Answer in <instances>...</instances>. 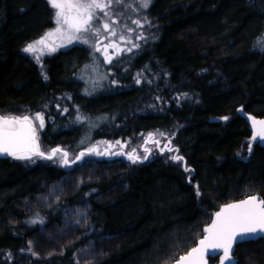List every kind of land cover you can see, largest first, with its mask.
<instances>
[{
	"label": "trees",
	"instance_id": "16d2710c",
	"mask_svg": "<svg viewBox=\"0 0 264 264\" xmlns=\"http://www.w3.org/2000/svg\"><path fill=\"white\" fill-rule=\"evenodd\" d=\"M117 4L109 16L132 31L115 39L130 35L141 54L126 71L112 66L121 54L104 62L106 89L88 95L78 77L89 58L86 46L60 49L45 58V68L23 51L54 25L47 0H0V114L42 113L41 150L61 148L70 161L93 146L125 145L117 169L111 158L95 154L68 166L59 154L34 162L0 158V264H171L197 244L223 204L264 198V143L251 141L250 119L264 117V51L256 47L264 40V0ZM149 133L162 146L133 163L126 153L140 150ZM169 141L173 151L161 152ZM96 160L108 175L98 176L88 163ZM87 166L91 180L77 188L75 178ZM55 183L68 190L61 210L89 202L90 235L27 259L23 250L33 232L23 224L27 205ZM93 190L98 194L91 196ZM55 209L44 214L49 222ZM90 241L97 255L78 262L77 250ZM235 257L236 264H264V238L238 244Z\"/></svg>",
	"mask_w": 264,
	"mask_h": 264
},
{
	"label": "snow or ice",
	"instance_id": "6c2138e0",
	"mask_svg": "<svg viewBox=\"0 0 264 264\" xmlns=\"http://www.w3.org/2000/svg\"><path fill=\"white\" fill-rule=\"evenodd\" d=\"M48 4L54 9L55 27L45 33L39 40L28 44L23 51L26 53H39L36 59L39 60L41 55L52 54L60 48L72 45L74 42L89 43L88 38L82 34L91 33L99 37L101 28L108 33V36H115V29L111 28L108 22H103L101 26L94 27L93 21L98 19V13L109 16L108 9L114 0H47ZM118 3L119 0H116ZM150 0H141V6L147 8ZM139 25V21H134ZM129 31H132L129 29ZM144 37L138 36L137 39ZM124 40V37L120 38ZM59 41V43H57ZM101 41L97 40L93 45L95 52L104 53V62L111 64L115 56H119L121 52H131L132 48H138V44H133L132 48L122 49L115 42L103 45V49L99 46ZM256 47L260 51H264V40L257 42ZM113 49V55H109V49ZM46 78V77H45ZM139 83V79L136 81ZM113 83H116L113 81ZM64 111H67L65 109ZM78 120L83 119L77 117ZM224 120L229 119L223 117ZM253 135L251 141L259 140L264 143V120H256L251 118ZM38 122V123H36ZM45 126V118L42 113L37 112L34 116H9L0 115V156H10L19 160L33 161V157H40L52 160L58 154L62 157L61 163L68 166L81 160L85 155L95 154L97 156L116 155L123 153H112L109 151L113 145L109 142L108 148L104 152L97 150L96 146L88 148L85 152H80L74 160H69L67 151L61 148H53L50 152L45 153L40 150L38 143L37 129H43ZM153 137L152 133L148 134L145 145L149 143ZM159 145V141H152ZM120 145V141L115 142ZM122 146V145H121ZM249 153L252 151V144H248ZM173 151L170 147V141L160 149ZM150 149L144 148V152L148 153ZM128 159L136 163L141 159L135 155V149L126 154ZM145 155L143 159H147ZM173 160L181 161L183 157L173 156ZM34 162V161H33ZM186 171L188 169H185ZM199 194V193H197ZM35 222V221H33ZM206 233L203 239L199 240L198 246L193 247L186 255H182L176 261V264H208L207 256L216 257L222 251L220 256V264H233L231 251L234 243L243 242L252 238H264V199L256 195L248 196L246 199L237 203H229L223 205L219 211L215 213V219L204 229Z\"/></svg>",
	"mask_w": 264,
	"mask_h": 264
},
{
	"label": "rangeland",
	"instance_id": "374dc122",
	"mask_svg": "<svg viewBox=\"0 0 264 264\" xmlns=\"http://www.w3.org/2000/svg\"><path fill=\"white\" fill-rule=\"evenodd\" d=\"M122 1V0H119ZM118 4L116 0H114L113 4L110 6L111 11L110 14L117 11ZM99 17H104L103 13H98ZM98 17L97 20L93 21V26H101L102 21ZM106 22H108L111 25L112 29H115V36H108V33L101 28V34L99 37H96L92 35L91 33H84L82 34L84 37L88 38L89 43H79L74 42L72 45H68L67 47L60 48L62 50H66L74 45H82L86 46L89 49V58L87 61L81 66L79 70V80L83 82L86 92H88V95H95L99 92H101L103 89H106V84L109 80L110 75L108 72V68H106V64L104 63V58L102 56L104 55L103 51L101 52H95L93 45L96 44L97 40L101 41L100 47L103 49V45L108 44L110 42L117 43L120 48L126 49V48H132V44L134 43L133 37H130L129 31L127 34L129 37H125L124 40H121L120 42L116 41L115 37L118 35H121V31L129 30L130 24H120L119 19H116L114 15L112 16H106L105 17ZM109 19L111 22H109ZM105 22V21H104ZM55 27V23L53 27L47 29L44 31L40 36L32 40L30 43H33L37 40H39L42 36L45 35L49 30L53 29ZM126 29V30H125ZM144 36V35H143ZM142 39H139V42L141 43ZM152 38L149 36L148 41L151 42ZM59 43V41H57ZM27 44V45H28ZM26 45V46H27ZM25 46V47H26ZM24 47V48H25ZM59 49V50H60ZM56 51L52 54H44L40 56V59H36V55H39V53H26L28 56H30L35 63L38 64L39 67L45 68V58L55 55L59 52ZM114 50L109 49L108 54L113 55ZM141 53L132 48L131 52L123 51L121 52V56L117 61H115L112 66L115 65V68L120 67L123 71L129 70L130 66H133L135 63V60L139 57ZM45 79H48V75L44 73ZM153 134V137L145 145L140 148V150H135V155H138L143 159V157L146 155L148 159L152 158L153 152L155 148L161 147L162 142ZM148 139V135L146 137ZM145 139V140H146ZM41 140V129H39V141ZM152 141H159V145L153 143ZM109 143V142H108ZM108 143L105 144V149L103 146H96L97 150L100 152H104L108 148ZM111 143V142H110ZM113 147L109 149L112 153H122L125 145L123 142H121L120 145H117L116 143H111ZM122 145V146H121ZM164 146V145H163ZM147 147L150 149L148 153L144 152V148ZM40 149H42V146L40 144ZM118 150H122V152H119ZM131 150L130 152H132ZM129 153V152H128ZM127 154V153H126ZM108 158H111V162L113 163V166L116 167V165H119L121 163V157L123 154H116V155H104ZM101 157V156H99ZM90 165L94 167V169L98 170L102 175L106 176L108 173H106V165L104 166L102 163H100L99 160L94 161V163L88 162ZM89 165V166H90ZM82 168L81 172L82 174L78 175L75 180L77 182V188L84 182L91 180V173L88 174L90 171L87 172L88 167ZM116 167L115 169H117ZM84 169V170H83ZM106 174V175H105ZM66 185H62L60 183L55 184H46L45 186V193L42 195H38L33 201L32 199L29 200V203L27 205V211L30 214V216L24 220L23 224L25 226V230L33 231L29 237L28 244L26 248L23 250V253L27 259L31 258H38L45 254H49L51 252H58L63 251L65 245L63 244L65 241H69L70 239H75L73 242H82L83 238L90 235L89 232V208L90 204L88 201H81L77 203L76 205L72 207L65 208L63 210L60 209L58 206L60 200L62 197L66 196L68 194V190ZM98 194L97 191H92L90 193L91 196ZM97 199H104V195H97ZM56 208L55 210L58 211L56 215L58 214V217H56L55 214H53L55 217L52 222H49V217L47 215H44L48 213L51 209ZM35 221V222H33ZM97 251L95 250V247L92 245V241L85 242L81 244L80 248L77 250V257L78 262L84 263L85 260H92V256H96Z\"/></svg>",
	"mask_w": 264,
	"mask_h": 264
},
{
	"label": "water",
	"instance_id": "95a60500",
	"mask_svg": "<svg viewBox=\"0 0 264 264\" xmlns=\"http://www.w3.org/2000/svg\"><path fill=\"white\" fill-rule=\"evenodd\" d=\"M0 115H2V114H0ZM256 120H264V117H263V118H258V119H256ZM251 130H252V122H251ZM252 134H253V130H252ZM37 135H38V143H39V146H40L38 129H37ZM257 141L260 142L259 140H257ZM260 143H261V142H260ZM40 150H41V149H40ZM8 157H10V156H0V158H8ZM256 196H258V197L261 198V199H264V198H262V196H260V195H258V194H256ZM246 198H247V197H246ZM246 198H243V199H246ZM243 199H240V200H243ZM240 200L231 201V202H228V203H225V204H229V203H237V202H239ZM225 204H223V205H225ZM223 205H222V206H223ZM222 206H221V207H222ZM221 207H220V208H221ZM220 208H219L218 210H216V211L213 213L212 220L210 221V223H209L208 225L205 226V228H207V227L212 223V221L215 219V213H216L217 211H219ZM205 228H204V229H205ZM205 234H206V233L204 232V235H205ZM204 235H203V237H204ZM203 237L200 238L199 240L203 239ZM258 239H260V238H252V239H249V240H245V241H243V242H247V241H251V240H258ZM199 240H198L197 244H196L194 247L198 246ZM243 242L234 243V245H233V248H232V251H231V258H232V262H233V264H236V263L238 262V259L235 257L236 247H237L238 244L243 243ZM191 249H192V248H191ZM191 249H190V250H191ZM190 250H189V251H190ZM189 251H188V252H189ZM188 252H187V253H188ZM187 253H185V254H183V255H186ZM221 255H223L222 251L219 253V255L216 256V257H218V261H217V263H215V264H220V256H221ZM216 257L207 256L206 259H207V261H208V264H212V263L210 262V259H211V258H216ZM176 261H177V260H176ZM176 261L173 262V263H171V264H176ZM226 264H227V262H226Z\"/></svg>",
	"mask_w": 264,
	"mask_h": 264
}]
</instances>
